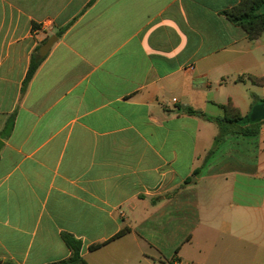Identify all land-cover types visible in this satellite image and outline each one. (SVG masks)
<instances>
[{"label":"crops","instance_id":"0c3cea01","mask_svg":"<svg viewBox=\"0 0 264 264\" xmlns=\"http://www.w3.org/2000/svg\"><path fill=\"white\" fill-rule=\"evenodd\" d=\"M240 1L0 0V264H264V123L186 111L264 100Z\"/></svg>","mask_w":264,"mask_h":264},{"label":"trees","instance_id":"16d2710c","mask_svg":"<svg viewBox=\"0 0 264 264\" xmlns=\"http://www.w3.org/2000/svg\"><path fill=\"white\" fill-rule=\"evenodd\" d=\"M263 5L264 0H241L237 6L225 11L224 15L227 16L233 24L243 28L246 31L249 40H255L264 35ZM44 59L45 58L40 57L38 50L32 54L29 70L26 79L23 82V93L26 91L29 83L33 79ZM223 108L225 109V116L223 117H211L190 107L186 108V111L191 115H197L207 121L215 123L219 129V134L216 137V141L220 140L227 132H237L243 135H255L258 132V127L264 123V121H262L258 124H242L241 122L245 117H243L235 107L229 104ZM10 129V124H7L6 133H8ZM127 232L128 229H125L119 235H117V237L124 235ZM63 239L70 249L71 255L67 259L51 264H87L81 255V241L77 240L71 234H63ZM101 245L102 244L91 246V250H96Z\"/></svg>","mask_w":264,"mask_h":264},{"label":"water","instance_id":"95a60500","mask_svg":"<svg viewBox=\"0 0 264 264\" xmlns=\"http://www.w3.org/2000/svg\"><path fill=\"white\" fill-rule=\"evenodd\" d=\"M264 9V5H263ZM57 40L56 36H52L47 42L40 48V57L44 58L47 56L55 41ZM264 121V101L258 102L250 111V113L245 116L242 124H258Z\"/></svg>","mask_w":264,"mask_h":264},{"label":"rangeland","instance_id":"374dc122","mask_svg":"<svg viewBox=\"0 0 264 264\" xmlns=\"http://www.w3.org/2000/svg\"><path fill=\"white\" fill-rule=\"evenodd\" d=\"M213 126H215V127H217L218 128V126L214 123V125Z\"/></svg>","mask_w":264,"mask_h":264},{"label":"built area","instance_id":"2783aa9c","mask_svg":"<svg viewBox=\"0 0 264 264\" xmlns=\"http://www.w3.org/2000/svg\"><path fill=\"white\" fill-rule=\"evenodd\" d=\"M191 69H193L192 67H191ZM176 101V100H175Z\"/></svg>","mask_w":264,"mask_h":264}]
</instances>
